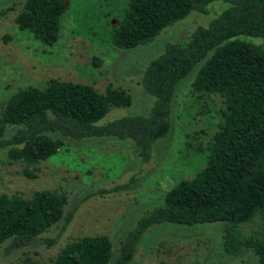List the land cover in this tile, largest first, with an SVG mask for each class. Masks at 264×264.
I'll return each mask as SVG.
<instances>
[{
    "label": "trees",
    "instance_id": "obj_1",
    "mask_svg": "<svg viewBox=\"0 0 264 264\" xmlns=\"http://www.w3.org/2000/svg\"><path fill=\"white\" fill-rule=\"evenodd\" d=\"M213 1L128 0L112 26V43L125 49L146 45L191 11L205 12ZM222 1L228 7L207 26L195 28L185 42L167 43L145 66L141 83L154 97L147 114L97 124L110 107L129 106L130 94L112 85L99 92L92 85L57 78L49 79L43 88L17 90L0 112V149L9 163L47 160L61 151L64 138L101 136L132 140L145 163L152 144L172 129L176 85L203 60L190 92L198 97L216 95L222 103L205 165L164 191L161 206L138 220L113 264H127L140 235L154 224L216 221L226 223L223 245L230 257L251 249L259 259L255 264H264V0ZM14 5L0 10V15ZM18 5L17 27L41 44L53 46L66 8L64 0H23ZM67 202L65 193L49 189L36 190L28 198L0 193V246L6 243L5 250L12 251L43 241L54 244L56 239H44L42 234L62 220ZM244 223H250L247 233L243 232L247 225L241 228ZM111 255L106 235H86L65 244L49 261L36 263L25 257L20 264H108Z\"/></svg>",
    "mask_w": 264,
    "mask_h": 264
},
{
    "label": "rangeland",
    "instance_id": "obj_2",
    "mask_svg": "<svg viewBox=\"0 0 264 264\" xmlns=\"http://www.w3.org/2000/svg\"><path fill=\"white\" fill-rule=\"evenodd\" d=\"M21 1L0 0V10L16 4L0 15V112L17 90L43 88L51 78L89 84L99 92L108 85L126 90L131 104L110 107L97 124L147 114L154 97L141 83L145 66L164 51L167 43L187 41L195 28L207 26L228 7L225 1H213L205 12L191 11L165 27L150 43L125 49L114 46L111 34L128 0H64L66 8L53 46L41 44L17 27L14 16ZM95 58L99 64H94ZM202 63H196L176 85L170 114L172 129L152 144L148 162H142L132 140L110 136L64 138L60 152L34 164L9 163L0 149V193L28 198L36 190L49 189L68 198L62 220L42 234L44 239H56L54 244L47 246L43 241L7 251L3 243L0 264H20L25 257L36 263L49 261L74 239L100 234L111 242L108 264H113L138 220L161 206L164 191L193 177L205 165L206 147L217 130L222 103L216 95L198 97L190 92ZM125 183L129 184L127 188L114 189ZM248 224L241 225L242 229L247 225L244 233L250 230ZM225 226L223 221L154 224L140 235L127 264L258 263L251 249L233 257L226 253Z\"/></svg>",
    "mask_w": 264,
    "mask_h": 264
}]
</instances>
